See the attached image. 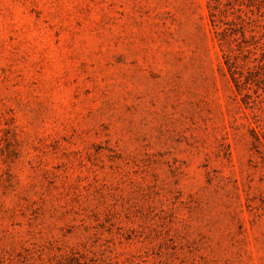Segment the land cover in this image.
<instances>
[{
  "label": "rangeland",
  "instance_id": "obj_1",
  "mask_svg": "<svg viewBox=\"0 0 264 264\" xmlns=\"http://www.w3.org/2000/svg\"><path fill=\"white\" fill-rule=\"evenodd\" d=\"M0 264H264V0H0Z\"/></svg>",
  "mask_w": 264,
  "mask_h": 264
}]
</instances>
